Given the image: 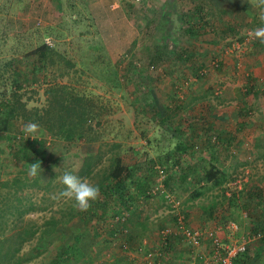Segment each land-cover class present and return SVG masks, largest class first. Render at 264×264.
<instances>
[{
	"label": "rangeland",
	"instance_id": "rangeland-1",
	"mask_svg": "<svg viewBox=\"0 0 264 264\" xmlns=\"http://www.w3.org/2000/svg\"><path fill=\"white\" fill-rule=\"evenodd\" d=\"M261 11L248 0H0V115L18 95L27 113L10 122L17 142L0 131V182L36 178L40 188L33 189L31 199L36 204L54 201L48 209L25 213L17 221L20 227L30 223L41 228L52 215L65 218L59 208L75 206L60 194L62 163L77 174L81 158L99 156L92 177H85L95 185L120 156L123 164L135 166L129 190L131 196L138 193L134 205L121 209L110 204L103 218L96 216L99 208L93 209L91 202L85 220L81 214L72 219L66 215L41 243L38 230L18 252L32 256L22 264H53L47 252L54 250L61 233L65 241H76L79 252L60 264H149L163 258L162 248L142 241L148 235L135 236V224H147L148 234L159 238V230L172 225L163 194L154 193L165 177L168 184H163L181 201L187 225L203 233L199 246L171 238L172 249L167 250L169 242L164 250L181 248L187 254L176 262L206 264L212 238L227 241L231 224L237 225L238 242L247 234L264 233V84L256 83L263 94L246 95L252 65L244 66L256 42L252 31L264 27ZM42 44L49 48L44 55L38 50ZM238 91L240 99L234 97ZM70 93L84 97L81 104L88 116L85 135L68 140L62 132L64 112L52 97ZM214 105L213 116L218 114L220 120L213 119ZM49 116L53 125L44 122ZM203 117L217 130L191 137ZM29 122L39 126L34 138L20 132ZM218 129L239 132L237 140L242 134L246 140L244 146L231 144L218 153L217 167L227 176L211 187L203 177L211 152L202 141ZM33 139L45 140L42 171L35 177L29 175V163L15 154L21 142ZM181 142L193 144L192 152L181 154L176 149ZM221 146V140L216 141L214 150ZM58 161L65 163L57 166L59 176L46 190L51 175L47 166ZM7 188L0 185L1 197ZM16 192L25 201L30 193ZM122 214L123 224L117 221ZM14 219L5 216V236L18 228L12 227ZM115 229L118 233L112 234ZM263 236L250 242L235 264H264Z\"/></svg>",
	"mask_w": 264,
	"mask_h": 264
},
{
	"label": "trees",
	"instance_id": "trees-1",
	"mask_svg": "<svg viewBox=\"0 0 264 264\" xmlns=\"http://www.w3.org/2000/svg\"><path fill=\"white\" fill-rule=\"evenodd\" d=\"M209 26V25H208ZM192 34H195L194 30L190 31ZM46 44H42L40 47H38V50L41 51V54L44 55V51L48 50ZM181 50H184V48H181ZM17 76H19L18 72L16 73ZM24 81V80H23ZM24 84L26 82L24 81ZM148 87V86H146ZM150 88V87H148ZM55 90L50 89V93H53ZM147 96L151 97V94H149V90H147ZM246 95L250 93L255 94H263V92L256 87V80L252 75H249L247 78L246 83ZM146 92V91H145ZM152 98V97H151ZM52 99L54 100L55 104L59 106V109L64 112V118H63V125H65V129L63 134L64 137L68 140L73 139L74 137H82L85 135L84 126L86 117L88 116V111L86 110L85 106L81 104V101L84 99L81 95H76L74 93L67 94L66 96L53 95ZM149 104V103H148ZM49 110H46L48 112ZM241 113V111H239ZM26 108L25 103L20 101V96H16L12 103L9 104L7 111H4L2 113V116L0 115V131H4L6 133V139L7 140H13L18 141L11 133H10V122L13 119H16L17 116H23L27 117L26 115ZM75 119V120H74ZM52 118L49 116L47 119L44 120V122L48 123L49 125L51 123ZM75 121V122H73ZM202 124L200 125V128L196 130L194 128L193 130V136L191 137H198L200 136L199 133L201 132H211L214 130H217V128H214L213 122L210 120H207L203 117L201 120ZM53 125V124H52ZM193 128V126H192ZM21 133L23 130L20 131ZM224 130L218 129V131L214 135H210L204 139V146L206 149L210 150V160H209V166L205 170L203 177L204 181L207 183H210L211 186H219L223 183L227 176V172L224 170H221L217 167V161H218V153H221L223 148L226 149V147L233 143L234 138H230L228 133H223ZM198 133V134H195ZM20 139V138H19ZM221 140L223 146L220 147L217 152L214 150L215 142ZM194 141V140H193ZM198 141V140H196ZM199 142V141H198ZM194 143V142H193ZM45 140L43 139H33V140H26L24 142H21L20 147L18 148V151L15 152L16 156L19 157L20 160H22L23 163H35L39 161L42 163L44 161V146ZM36 146L40 147L37 148ZM176 149L181 151V154L189 153V151L192 152L193 150V144H189L187 142H181L176 146ZM213 150V151H212ZM232 151V150H231ZM94 156H87L86 158H81L79 162V171L77 175H79L82 178H91L92 172L94 171V167L97 165L99 156H96V160L93 159ZM64 161H58L51 163L47 166V169L51 172L50 179L45 185V189L48 190L51 187V182L59 176V172L56 171L57 166L60 165ZM65 163V162H64ZM175 163H178L177 160H175ZM66 164L62 163V169L65 171ZM189 168V167H188ZM188 168L186 170H188ZM135 169V166H128L122 163V159L120 156H116L115 161L111 163V165L108 167L106 171L101 172V175L96 181L95 185L99 186L100 189V196L98 199H96L94 202L93 209H98L100 213L96 216L98 218H103L106 214L107 209L109 208L110 204L117 203L121 206V209H124V207H128L134 202V197L138 193L135 192L134 195L131 196V191L129 190L130 186V179H132L133 171ZM185 175V174H184ZM184 177V176H183ZM166 178V177H165ZM163 179V181L165 180ZM112 180L110 183H106L107 180ZM168 181L165 180V185H167ZM1 186L12 188L9 189L6 194L1 197L0 201H3L2 204H0V264H22L23 262H27L31 260L32 256H25L22 257L18 254L19 250L21 249L22 245L28 241L31 237H33L37 231L41 233L40 238H38L39 243L45 236H49L52 234L56 226L59 222H62L63 220L69 217V219H72L76 216H81V220H85V216H87V211H80L75 210L76 206L69 205L67 207V210L65 207L59 208L60 213L62 216H65L64 219L58 218L60 216L52 215L51 217L47 218L42 224L41 228H35L30 223H27L25 225L22 224L20 227V223L23 220L22 216L25 213H28L29 211H33L36 209H48V206L52 205L54 203L53 200L45 201L46 199H42L39 201V204H36L35 200H32L31 197L36 195V191L34 192L33 189H39L40 186L37 183V179L32 180H22L21 177H14L11 180L0 182ZM7 188V189H8ZM60 194L63 191L64 186L60 185ZM21 190L24 191H30L28 193V196L26 198V201L23 200V198H20L16 195V191ZM32 190V191H31ZM201 190V189H200ZM197 190L194 194L195 196H199L201 191ZM137 193V194H136ZM13 197L14 199H11L10 197ZM194 196V195H193ZM178 197V196H177ZM258 197V195H257ZM15 200L13 203L12 201ZM74 204V203H73ZM134 205V203H133ZM90 211V210H89ZM127 212H130V210L127 208ZM89 213V212H88ZM81 214V215H80ZM95 215V213H92ZM14 217V222L12 224V227H18L13 233L5 236L3 233L5 231V226L8 224L7 220H5V216ZM20 219V220H17ZM29 220V219H28ZM18 221V222H17ZM120 221L121 224H123V221ZM28 222H32L29 220ZM263 227V226H262ZM121 231V230H120ZM118 233V230L115 229L112 234ZM4 235V237L2 236ZM57 239L55 242L56 247L54 250H50L47 252V254L52 256L51 261L53 264H60L62 261L68 262L72 259V254L74 251H78V247L76 245V241H65V235L64 233H61L57 236ZM66 242V243H65ZM47 248V247H46ZM45 248V249H46ZM48 250V248H47ZM79 252V251H78ZM238 256L235 260V263H238Z\"/></svg>",
	"mask_w": 264,
	"mask_h": 264
},
{
	"label": "built area",
	"instance_id": "built-area-1",
	"mask_svg": "<svg viewBox=\"0 0 264 264\" xmlns=\"http://www.w3.org/2000/svg\"><path fill=\"white\" fill-rule=\"evenodd\" d=\"M163 172L164 171L161 169V175ZM161 181L162 183L155 187L154 193L160 192L163 194L162 196L165 198L166 203L170 207L173 219L171 226L163 227L159 230L160 238L162 239L161 245L165 246L171 238H179L191 246H199L203 239V233L187 225L184 218V213L182 212L181 201L172 193H170L169 190L165 188L163 180ZM125 217L126 216L122 214L121 216L117 217V219L124 221ZM228 227L232 231L230 237H228L229 240L227 239V241H223L220 237L214 236L211 240L209 252L205 256L206 258L204 259V263L235 264L236 258L239 254H242L246 251L248 244L254 240L262 238L264 234H247L238 242L234 239V232L237 228V225L231 224ZM147 255L148 257H151L152 253L148 252Z\"/></svg>",
	"mask_w": 264,
	"mask_h": 264
},
{
	"label": "clouds",
	"instance_id": "clouds-1",
	"mask_svg": "<svg viewBox=\"0 0 264 264\" xmlns=\"http://www.w3.org/2000/svg\"><path fill=\"white\" fill-rule=\"evenodd\" d=\"M249 3H253L254 6L262 9L260 20L264 22V0H248ZM253 39L259 40L264 43V27L254 29L251 33ZM38 124L35 122L27 123L23 131L27 133L26 137L34 138L33 134L38 131ZM41 163L39 161L35 163H29V175L35 177L41 174ZM60 183L64 186L61 195L73 201L75 206L80 211H87L91 206V202L98 199L100 189L98 185H94L87 179L80 177L75 172L66 170L60 177Z\"/></svg>",
	"mask_w": 264,
	"mask_h": 264
},
{
	"label": "crops",
	"instance_id": "crops-1",
	"mask_svg": "<svg viewBox=\"0 0 264 264\" xmlns=\"http://www.w3.org/2000/svg\"><path fill=\"white\" fill-rule=\"evenodd\" d=\"M114 5H116L115 2L112 4V6H114ZM250 49L251 50L248 53V55L250 57H249V59L246 57V59L244 61V66H246V63L248 65H252V69L250 70V73H252V76L255 78L256 83H259L260 82V83H263L264 84V43H261L259 40H256V42L253 44V47L250 48ZM221 74L224 75L225 74V71H223V73H221ZM241 95H242L241 92L238 91V93L235 94L234 97L237 98V99H240L241 98ZM215 107H216V105H214V107L211 108L212 109V113H211L212 116H213V114L215 112ZM216 117H218V120H220L218 114L214 115L213 116V119H217ZM224 133L225 134L228 133V135H231V136H229L230 138H234V140H233V143L234 144L241 145V146H244L245 145V140H246L245 138L246 137H244L243 134L240 137H238L239 139L237 140L236 135L239 132H237V133L236 132H224ZM199 140H200V137H199ZM202 142L204 143V141H202ZM211 187H213V186H211ZM202 213H203V211H202ZM185 214H187V213H185ZM197 216L200 218L203 215H197ZM187 217H188V214H187ZM135 225H137V229L135 231L136 232L135 236L139 237V239H140L141 236L148 235V236H145V238H143L142 241L147 242L148 247H150V248L153 247L154 245H156V247L155 248L153 247V249H157L158 247H160V249L162 248L161 250L164 251L163 254H166L161 259L155 258L154 260L150 261L149 264H180V263L176 262L174 259H178L180 261V257H183V255L186 254L185 253V250H182L181 248H179L176 251L171 252L172 253L171 254L168 251L164 250L165 246H162L161 245L160 242H161L162 239L158 237L157 233L154 234V235L153 234H148L147 224H143V227L145 225V227L143 228L142 225L140 223L137 224V221H136V224ZM139 225H141V226H139ZM148 227L150 228L151 225L148 224ZM154 227H155V225H154ZM150 230H151V228H150ZM174 239H177V238H174ZM171 242H172L171 239H169L168 243L170 244V246H169V248L167 250L170 249L171 245L173 246V244ZM186 246H188V245L186 244ZM171 249H172V247H171ZM173 260H174V262H171ZM188 260H189V258H188ZM137 264H142V263L140 261ZM242 264H244V263H242Z\"/></svg>",
	"mask_w": 264,
	"mask_h": 264
}]
</instances>
